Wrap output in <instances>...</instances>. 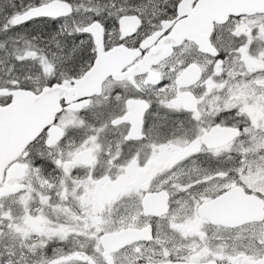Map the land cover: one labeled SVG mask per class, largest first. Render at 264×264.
Returning a JSON list of instances; mask_svg holds the SVG:
<instances>
[{"label": "snow or ice", "instance_id": "6c2138e0", "mask_svg": "<svg viewBox=\"0 0 264 264\" xmlns=\"http://www.w3.org/2000/svg\"><path fill=\"white\" fill-rule=\"evenodd\" d=\"M0 264H264V0H0Z\"/></svg>", "mask_w": 264, "mask_h": 264}]
</instances>
